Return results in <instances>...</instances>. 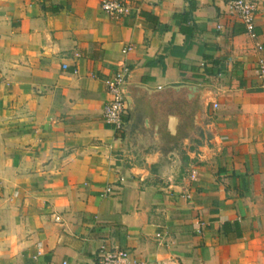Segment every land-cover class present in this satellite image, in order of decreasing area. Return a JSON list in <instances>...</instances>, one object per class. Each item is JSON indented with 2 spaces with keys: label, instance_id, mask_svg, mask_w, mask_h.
Masks as SVG:
<instances>
[{
  "label": "crops",
  "instance_id": "0c3cea01",
  "mask_svg": "<svg viewBox=\"0 0 264 264\" xmlns=\"http://www.w3.org/2000/svg\"><path fill=\"white\" fill-rule=\"evenodd\" d=\"M101 1L0 0V264H264V0L250 30L226 0ZM122 69L209 88L206 130L142 101L125 147L101 112Z\"/></svg>",
  "mask_w": 264,
  "mask_h": 264
},
{
  "label": "water",
  "instance_id": "95a60500",
  "mask_svg": "<svg viewBox=\"0 0 264 264\" xmlns=\"http://www.w3.org/2000/svg\"><path fill=\"white\" fill-rule=\"evenodd\" d=\"M209 92V88H198L194 85H166L161 88L149 89L138 84H124L120 93L126 104L129 118L123 128V141L126 147L132 130L131 125L138 117L139 104L147 100L157 106V114L162 120L164 117L172 119V132L175 135L187 134L194 127L205 131L203 124L202 98Z\"/></svg>",
  "mask_w": 264,
  "mask_h": 264
},
{
  "label": "built area",
  "instance_id": "2783aa9c",
  "mask_svg": "<svg viewBox=\"0 0 264 264\" xmlns=\"http://www.w3.org/2000/svg\"><path fill=\"white\" fill-rule=\"evenodd\" d=\"M226 5L229 13L242 22L247 30H250L256 11L254 1L226 0ZM100 9L109 15H122L127 12L128 6L121 0H102ZM62 68H65V64H62ZM259 71L260 75L264 77V63H260ZM124 84V69L105 81L109 97L102 104V117L117 130L122 128L126 112L125 100L120 93V87ZM212 108H216L215 103L212 104ZM105 191L107 192L108 189L106 188ZM96 262L97 264H139L129 258L125 249H110L104 245H100L96 250Z\"/></svg>",
  "mask_w": 264,
  "mask_h": 264
},
{
  "label": "trees",
  "instance_id": "16d2710c",
  "mask_svg": "<svg viewBox=\"0 0 264 264\" xmlns=\"http://www.w3.org/2000/svg\"><path fill=\"white\" fill-rule=\"evenodd\" d=\"M206 73H212V70L211 69H205L204 70Z\"/></svg>",
  "mask_w": 264,
  "mask_h": 264
}]
</instances>
